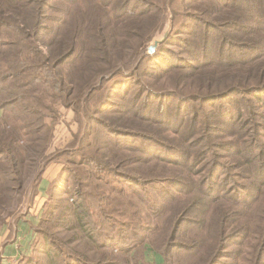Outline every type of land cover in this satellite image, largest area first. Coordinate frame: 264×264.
Here are the masks:
<instances>
[{"label": "trees", "instance_id": "16d2710c", "mask_svg": "<svg viewBox=\"0 0 264 264\" xmlns=\"http://www.w3.org/2000/svg\"><path fill=\"white\" fill-rule=\"evenodd\" d=\"M183 9L186 25L192 24L195 32L186 26L188 38L179 56L167 70L148 73L154 83H138L132 96L134 106L140 103L138 120L149 127L143 132L106 124L116 115L107 106L116 98L115 84L135 77L144 64H158L157 51L171 41L165 37L146 55L152 36L162 30L152 20L160 21L164 9L153 0H0V82L7 81L11 96L25 95L24 102L42 109L45 117L55 115V103L71 108L87 95L92 108L83 114L84 132L76 149L84 153L91 145L90 133L98 131L124 157L122 161L111 157L118 170L110 164L94 168L96 162L89 159L85 164L90 168L83 173L70 172L81 188L89 189L80 194L89 198L104 189L91 178L109 184L123 181L144 188L139 197L153 218L168 215L170 206L179 204V218L159 238L160 251L146 242L147 236H154L151 228H130V246L121 244L126 247L122 250L142 245L144 253L154 252L157 260L145 259L144 264H264V0H183ZM3 34L10 39L6 43L1 42ZM195 37L199 45L191 41ZM135 38L138 41L132 44ZM60 67L67 69L61 78L55 77ZM253 67L255 79L248 77ZM237 69L245 73L234 75ZM43 71L52 73L56 87L45 84L39 92L27 93L26 86L39 82ZM173 72L178 79L200 78L201 90L194 94L149 90ZM216 80L226 84L210 94ZM232 97L241 99V108L221 103ZM165 100L172 103L165 106L170 110L167 120H161L158 105ZM195 102L206 106H189ZM111 137L123 139L124 145ZM132 154L135 159L128 161ZM131 164L144 168L130 175L123 168ZM104 173L111 174L112 181L103 180ZM48 192L49 188L47 198ZM99 194L102 200L107 198L104 192ZM104 203V208L118 210L101 209L107 227L103 231L109 235L104 234L105 242L95 238L101 256L93 262L70 256L66 264H115V248L108 242L114 241L117 224L126 218L120 202ZM66 216L63 212L61 218ZM71 219L68 224L87 227L86 216L77 209ZM138 232L145 240L136 242ZM28 258H20L18 264Z\"/></svg>", "mask_w": 264, "mask_h": 264}, {"label": "rangeland", "instance_id": "374dc122", "mask_svg": "<svg viewBox=\"0 0 264 264\" xmlns=\"http://www.w3.org/2000/svg\"><path fill=\"white\" fill-rule=\"evenodd\" d=\"M153 1L164 9L159 13L160 21H157L156 18L152 20V24L160 25L162 30H157L152 36V40H150L147 49H145L146 55L149 54V46L154 45L151 48H156L159 41L165 39V37L170 36L171 41L162 45L157 51L158 64H154V61L151 62L153 64H149L150 62L144 64L137 71L135 77L129 78L124 82L120 81L117 85L115 84L113 96L116 98L111 100V105L107 106V108L114 111L116 115L111 117L113 119L108 122H106V119L103 120L106 124H111L113 125L111 127L118 130L143 132L149 128L145 123L138 120L139 117L137 115L142 116V112L139 110L140 103L136 107L134 106L135 102L132 100L133 94L138 90L137 84L151 85L154 83L152 80L150 81L147 74L167 70L176 56H179L180 51L185 46L183 40L188 38L185 31L186 26H188V31L195 32L193 25L189 24L188 21L186 25V19L183 18V0ZM197 1L191 0L193 3ZM171 2H173V5L170 7ZM212 6L210 5L209 7ZM9 40L7 34L1 36V42L6 43ZM137 41L138 38L133 39L132 44H136ZM191 41L199 45V39L196 37ZM136 65L133 69H135ZM120 68L122 70V67ZM66 69L60 67L53 74L55 77L61 78L62 73ZM255 69L257 67H253L252 71L248 72V77L256 78ZM244 73L237 69L234 75L240 76ZM51 74L50 71H43L40 74L41 80L30 86L27 85L25 91L29 94L32 91L39 92L43 86L52 83L56 87L54 82L57 80L53 81ZM201 81L198 77L178 79L175 76V72H173L167 74L154 88L149 90L169 91L175 89L179 94V90L187 94H194L201 90L199 87L200 85L203 86ZM8 84L7 81L0 82V89H4V92L0 91V235L8 231L11 239L18 232L17 230H20L19 224L24 223V221L27 222L26 231L29 234L27 256L29 258L23 264H66L69 262L70 256L77 260L87 257L89 262L98 260L102 252L95 247V238H99L100 242H105L106 237L104 234L109 236L103 231L107 230V227L104 226L105 213L101 212V209L112 210V208H115L118 210L117 207L104 208V202L109 200L120 202L119 209L124 211L123 215L126 218L124 223L117 224V231L115 236H113L114 241L108 242V247L113 246L112 249L115 248L114 263L144 264L145 259L156 261L155 253H144L142 245H139L135 250L124 251L122 248L126 247L121 244H129L130 246V228L140 230L151 228L154 236H147L148 240L146 242L156 246L154 247L155 251H160L159 238L169 223H174L179 218V204H172L168 215L153 218L148 206H145L139 197L144 188H139L136 184L123 181H120V184L115 182H113L115 184H109L110 182L91 178L92 183L96 187L101 185L104 189L94 191L89 198L80 194L79 192L89 189L81 188L77 178L75 179L70 172L79 169V175L83 173L86 167H89L85 164V161L89 159L96 162L97 167L95 166L94 168L110 164L115 170H118L111 157L119 158L121 161L124 157V154L117 150L115 151L114 143L104 133L100 135L98 131L93 132V134L92 132L90 133L88 142L91 145L84 153H80L78 148L76 149L84 132L85 120L83 114L90 112V108H92L90 106L91 101L89 103L86 102V95L80 99L77 105L71 108L64 107L63 103H55L53 106L55 115L45 117L46 115H44L42 109H36L32 103L24 102L25 95L11 96L10 93H13V91H8L10 89ZM225 84V80L214 81L209 88V93H218V89ZM116 86L119 87L115 88ZM68 88L69 85L66 84L64 89ZM125 89L126 92L122 94ZM46 91L48 92V90ZM118 96L122 100H119ZM99 98L101 96L97 98L96 102ZM240 100L239 97H232L221 103L235 104L236 108H241L240 104L242 101ZM171 103V100L160 101L158 106L161 108L159 116L161 120H167L170 110L165 109V106L166 104L169 106ZM92 104H94L93 101ZM199 105L206 106V104L200 102L189 104V106H194L195 108L199 107ZM72 108H76L79 114H76ZM127 111H132L133 115L120 114ZM111 138L114 141H120L124 145L125 141L123 139ZM136 146H139V144L136 143ZM127 156L128 161L135 159L133 154ZM142 168L144 166L131 164L123 169L124 172L135 176L134 172ZM62 172L65 174L61 181L58 182L57 178L63 174ZM45 176L48 179L45 182L43 181V186L46 187V182L47 184L49 183L48 198L46 194L40 196L39 189L38 187L36 188V184L41 182L40 179ZM101 176L103 180L112 181L110 180L111 174L104 173ZM56 186L59 187L57 188L58 190ZM101 192H104L107 197L105 200L101 199L99 194ZM100 205H102L101 208L99 207ZM75 209L82 216H86L87 227L85 230H82L79 224L78 227H76V224H68L72 220V211ZM63 212L67 216L61 218ZM63 222L66 223V226H62ZM28 223L31 225L30 227ZM22 238H18V243L16 242L18 253L22 246L20 242ZM135 238L136 242L145 240L142 238L141 232H138ZM156 248L158 249L156 250ZM120 252H127V254ZM152 257H154V260ZM15 263L18 264L17 262ZM15 263L13 262L12 264ZM73 264L78 263L74 262Z\"/></svg>", "mask_w": 264, "mask_h": 264}, {"label": "crops", "instance_id": "0c3cea01", "mask_svg": "<svg viewBox=\"0 0 264 264\" xmlns=\"http://www.w3.org/2000/svg\"><path fill=\"white\" fill-rule=\"evenodd\" d=\"M47 179L48 178L46 176L43 179H41V182L39 184L40 186H38L40 196H43L44 194L47 193L49 183L47 184L46 182V187L43 186L44 184L43 181L45 182ZM19 225H20V230H17L18 232L14 235L15 237L12 236V238L10 239V235L8 231H5L3 232L2 235H0V264H12L13 262L18 263L20 258L25 257L28 254L27 245H28L29 234L26 231L27 222L24 221V223L22 222ZM28 226L30 227L31 225L28 223ZM20 237H23V238L20 239L22 246H21L20 252L18 253L16 242L18 241V238Z\"/></svg>", "mask_w": 264, "mask_h": 264}, {"label": "water", "instance_id": "95a60500", "mask_svg": "<svg viewBox=\"0 0 264 264\" xmlns=\"http://www.w3.org/2000/svg\"><path fill=\"white\" fill-rule=\"evenodd\" d=\"M152 46L154 47V45H152ZM152 46H149V48H148L149 53H152L154 51V48H151Z\"/></svg>", "mask_w": 264, "mask_h": 264}]
</instances>
